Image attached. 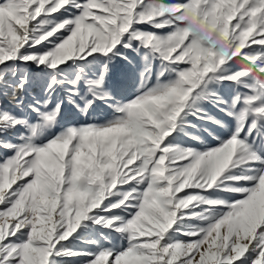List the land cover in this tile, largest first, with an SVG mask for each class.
<instances>
[{
	"label": "snow or ice",
	"instance_id": "1",
	"mask_svg": "<svg viewBox=\"0 0 264 264\" xmlns=\"http://www.w3.org/2000/svg\"><path fill=\"white\" fill-rule=\"evenodd\" d=\"M0 97V264H264V0H0Z\"/></svg>",
	"mask_w": 264,
	"mask_h": 264
},
{
	"label": "rangeland",
	"instance_id": "2",
	"mask_svg": "<svg viewBox=\"0 0 264 264\" xmlns=\"http://www.w3.org/2000/svg\"><path fill=\"white\" fill-rule=\"evenodd\" d=\"M253 47H257V46L254 45ZM119 71H120V69H119V67H117L115 69V74L118 75ZM132 90H133V86L130 84L129 85V91H132ZM2 99H3V97H0V103H3ZM104 116H105V113L103 111H101V112L93 114V119L94 120H102L104 118ZM209 141H211V137H209ZM113 242L118 243V241H115V240ZM77 246L79 248L87 247V245H85L83 242H78Z\"/></svg>",
	"mask_w": 264,
	"mask_h": 264
},
{
	"label": "trees",
	"instance_id": "3",
	"mask_svg": "<svg viewBox=\"0 0 264 264\" xmlns=\"http://www.w3.org/2000/svg\"><path fill=\"white\" fill-rule=\"evenodd\" d=\"M2 101H3V103H5V104L7 103V101H6L4 98L2 99Z\"/></svg>",
	"mask_w": 264,
	"mask_h": 264
}]
</instances>
